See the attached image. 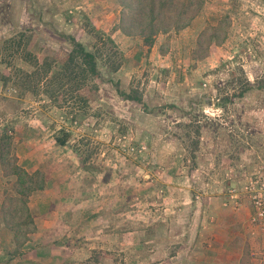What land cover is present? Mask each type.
Masks as SVG:
<instances>
[{"label":"rangeland","instance_id":"obj_1","mask_svg":"<svg viewBox=\"0 0 264 264\" xmlns=\"http://www.w3.org/2000/svg\"><path fill=\"white\" fill-rule=\"evenodd\" d=\"M91 1L0 0V145L8 144L5 166L0 153V264H216L208 231L217 216L226 218L223 210L238 211L227 203L230 190L264 169V88H257L264 82V0H206L188 27L160 33L151 49L140 36L117 39L121 55L99 43V91L85 110L65 94L60 107L22 86V70L34 69L24 51L68 52L70 30L96 50ZM97 4L121 14L117 0ZM21 31L22 47L7 43ZM247 81L255 87L239 96ZM118 89L135 90L142 102ZM67 132L62 147L57 138ZM17 142H45L48 150L47 142H57L60 171L77 160L73 191L90 185L82 219L71 216L57 230L65 242L52 244L49 231L43 245L32 238L31 195L46 187L50 171L27 170L33 181L18 182L13 168L25 165L18 153L30 149ZM262 232L260 244L244 249L248 264H264Z\"/></svg>","mask_w":264,"mask_h":264},{"label":"trees","instance_id":"obj_2","mask_svg":"<svg viewBox=\"0 0 264 264\" xmlns=\"http://www.w3.org/2000/svg\"><path fill=\"white\" fill-rule=\"evenodd\" d=\"M121 6V17L119 28L126 35L140 36L145 46L149 49L154 45L157 36L160 33H166L171 30L179 31L188 27L192 21L202 10L206 0H117ZM90 33L96 37V50L88 49L85 44L72 34H65V37L71 41L72 49L68 52H56L53 55L40 56L34 54L30 50L24 51L23 58L28 61L34 69L32 71L22 70L21 84L23 87H28L35 93L43 91L50 99L58 101V106L63 107L59 96H65V101L69 99H77V103H82V109H86L90 105V101L99 91V83L102 80L103 74L98 65L99 43L111 45L120 54L116 41L105 32L97 29L90 21H88ZM25 32L21 31L17 36L7 39V43L21 46ZM121 55V54H120ZM121 64H113V71L120 68ZM246 88L243 89L239 96H243L246 92L253 89L249 81L246 82ZM257 88H264V82L260 83ZM119 94L129 101L142 102V96L136 94L135 90L130 92L118 89ZM60 101V102H59ZM227 101H231L228 96ZM84 107V108H83ZM200 126L197 128V133L200 137ZM68 132L65 136L58 137L57 141L61 145H66L68 142ZM11 142H9V146ZM8 144L1 142L0 153L1 163L5 166V154ZM199 146V140L196 142V150ZM16 159V158H15ZM13 174L18 177V182L26 183L24 177H28L33 181V174H30L24 168L15 165ZM37 188H42L41 185L30 186L27 188L28 194ZM17 192L20 191L17 189ZM17 198L13 199H19ZM2 210L13 214L15 209L9 207L7 210L6 204L2 206ZM31 232L28 230L26 233ZM16 243L23 245L17 239ZM100 257V256H99ZM99 257L97 261L99 262ZM14 264H38L32 260L21 259Z\"/></svg>","mask_w":264,"mask_h":264},{"label":"crops","instance_id":"obj_3","mask_svg":"<svg viewBox=\"0 0 264 264\" xmlns=\"http://www.w3.org/2000/svg\"><path fill=\"white\" fill-rule=\"evenodd\" d=\"M91 2L94 12L93 14L88 13L91 17L90 22L97 29L110 35L116 43L118 40L128 41L131 36L126 35L119 28L120 9L115 7L101 9L97 3L104 4V0H92ZM68 33L76 34L72 30L68 31ZM47 144H50L51 150L46 148L45 142H34L33 146L32 142H17L16 144L17 148L25 145L30 149L27 154H22V156L18 153V162L21 165L25 164L23 167L26 170L34 172L46 169V171H50L48 172L50 178L46 187L31 195L30 208L34 211V220L38 227L32 238L34 241L41 238L42 245L45 243L42 236L48 231V237L52 236L54 239L52 244L66 241L65 239L56 240L58 239L56 238L57 230L61 229L71 216L72 218L78 216L82 219L85 210L84 205L88 198L85 191L90 187V185L86 184L81 185V191L78 194L75 193L73 189L75 190L78 185L77 180H75L77 179L75 173L78 168L77 160L67 170L60 171L61 168L55 166L56 158L59 159L56 156L57 146L59 145H56L57 142H47ZM32 147L34 149H31ZM62 147H67V144L62 145ZM87 206L88 204L85 205V207ZM223 211V215L226 218H223L220 222V218L217 216L215 224L211 226L207 233L214 245L211 248L210 257L217 261L216 264H242L244 259L246 264H248V255L244 254L245 247L248 248L249 245L252 247V245L260 244L262 241L261 229L251 222L253 213L251 201L244 199L243 206L236 212ZM90 216L88 215L87 218ZM221 227L222 229H220ZM219 230L225 231V234H219ZM220 239H223L221 242L222 246H219ZM37 248L41 247L38 245Z\"/></svg>","mask_w":264,"mask_h":264},{"label":"built area","instance_id":"obj_4","mask_svg":"<svg viewBox=\"0 0 264 264\" xmlns=\"http://www.w3.org/2000/svg\"><path fill=\"white\" fill-rule=\"evenodd\" d=\"M242 195L251 201L253 207L252 224L264 233V169L257 171L240 189H231L227 203L233 205L235 209H240L243 206Z\"/></svg>","mask_w":264,"mask_h":264}]
</instances>
